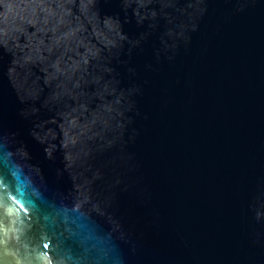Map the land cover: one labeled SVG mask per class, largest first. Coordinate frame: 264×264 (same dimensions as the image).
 <instances>
[{
  "label": "water",
  "instance_id": "water-1",
  "mask_svg": "<svg viewBox=\"0 0 264 264\" xmlns=\"http://www.w3.org/2000/svg\"><path fill=\"white\" fill-rule=\"evenodd\" d=\"M0 264H264V0H0Z\"/></svg>",
  "mask_w": 264,
  "mask_h": 264
}]
</instances>
